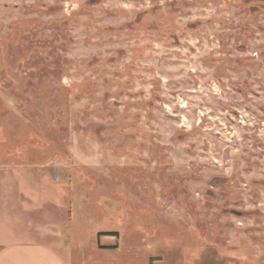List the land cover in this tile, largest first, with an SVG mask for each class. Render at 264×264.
Listing matches in <instances>:
<instances>
[{
    "label": "rangeland",
    "instance_id": "374dc122",
    "mask_svg": "<svg viewBox=\"0 0 264 264\" xmlns=\"http://www.w3.org/2000/svg\"><path fill=\"white\" fill-rule=\"evenodd\" d=\"M9 239L264 264V0H0Z\"/></svg>",
    "mask_w": 264,
    "mask_h": 264
},
{
    "label": "crops",
    "instance_id": "0c3cea01",
    "mask_svg": "<svg viewBox=\"0 0 264 264\" xmlns=\"http://www.w3.org/2000/svg\"><path fill=\"white\" fill-rule=\"evenodd\" d=\"M0 264H65L51 245L35 240H7L0 243Z\"/></svg>",
    "mask_w": 264,
    "mask_h": 264
}]
</instances>
